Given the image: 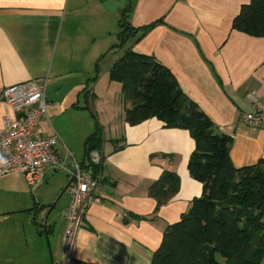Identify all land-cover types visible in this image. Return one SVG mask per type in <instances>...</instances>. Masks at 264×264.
Instances as JSON below:
<instances>
[{"label": "crops", "instance_id": "0c3cea01", "mask_svg": "<svg viewBox=\"0 0 264 264\" xmlns=\"http://www.w3.org/2000/svg\"><path fill=\"white\" fill-rule=\"evenodd\" d=\"M249 2L0 0V127L5 117H19L4 101L8 86L46 83L54 126L51 121V127L47 124L41 130L45 135L57 132L63 143L66 129L57 124L69 109L76 115L84 110L78 106H85L79 104L82 97L86 100L85 89L96 95L94 108L105 137L101 163L105 182L76 235L73 259L79 264H151L166 227L189 210L203 189L188 168L196 146L189 129L166 126L157 117L129 125L125 109L131 102L123 100L122 85L111 81L106 91L103 87L99 91L100 78L90 85L95 62L119 43L123 12L127 11V22L133 27L152 24L128 40L127 46L154 57L174 74L188 97L220 132L231 137V158L241 167L264 159V128L241 120L251 109L248 92H255L264 103V38L233 27ZM100 46L105 47L96 57ZM113 53L104 72L109 73L121 54ZM74 58L84 72L81 68L71 72ZM90 125L87 138L95 130L94 121ZM69 140L64 143L69 156L83 161L82 146ZM164 170L179 174V191L156 211L149 188ZM46 174L44 181L56 170L48 168ZM68 183L65 200L57 209L62 200L38 203L36 189L29 188L20 171L0 176V264H64L63 236L71 202ZM40 205L49 208L40 212ZM56 209L64 212L62 218L60 213L53 216ZM73 259L68 263L73 264Z\"/></svg>", "mask_w": 264, "mask_h": 264}, {"label": "trees", "instance_id": "16d2710c", "mask_svg": "<svg viewBox=\"0 0 264 264\" xmlns=\"http://www.w3.org/2000/svg\"><path fill=\"white\" fill-rule=\"evenodd\" d=\"M119 25V43L113 47L122 49V53L110 67L109 76L122 85L123 100L131 102L125 109L127 123L137 125L157 117L166 126L189 129L196 146L188 168L203 185L189 210L164 230L151 264H260L264 257V159L237 167L230 154L231 137L220 132L188 97L174 74L154 57L127 46L128 40L140 30H149L152 24L133 27L125 11ZM233 27L264 38V0L244 4ZM96 80L92 78L91 82ZM84 93L88 102L84 108L93 115L95 130L86 139L81 165L97 176L102 174V164L91 162L90 155L94 151L102 154L105 137L92 107L95 94L88 88ZM179 183V174L171 170H164L153 182L149 195L156 200V211L175 196ZM99 194L98 190V200Z\"/></svg>", "mask_w": 264, "mask_h": 264}, {"label": "built area", "instance_id": "2783aa9c", "mask_svg": "<svg viewBox=\"0 0 264 264\" xmlns=\"http://www.w3.org/2000/svg\"><path fill=\"white\" fill-rule=\"evenodd\" d=\"M251 109L241 120L252 127L264 128V103L255 92L246 95ZM4 101L18 114V118L5 117L0 127V176L20 171L30 188L46 177L48 168L65 170L69 177L68 190L71 202L67 213V225L63 236L64 264L75 256V239L87 208L97 202L98 190L103 175L93 176L88 168L74 159L72 165L61 162L55 151L62 141L57 132L45 135L39 129L43 116L49 117L46 83L27 81L8 86L3 90ZM94 164L103 162L102 154L94 151L90 155Z\"/></svg>", "mask_w": 264, "mask_h": 264}, {"label": "rangeland", "instance_id": "374dc122", "mask_svg": "<svg viewBox=\"0 0 264 264\" xmlns=\"http://www.w3.org/2000/svg\"><path fill=\"white\" fill-rule=\"evenodd\" d=\"M115 1L122 2V0H115ZM124 1H126V0H124ZM115 39H116V43H117L118 42L117 32H115ZM72 47H74V45ZM104 47L105 46H100L99 49H96L94 52V55H96V54L100 55L101 51L103 50ZM111 49H113L111 51V53L103 56V58H101V59L98 58V60L100 59L99 62H97L98 61L97 60L96 61L97 64H96V62L94 64L95 71H94V77L93 78H95V77H97V79L100 78V80H99V91L102 87H103L102 89H104L106 91L109 84L111 83L109 73L107 72L108 69L104 72V68L108 65L109 61L111 60L112 56L114 55L113 52L115 50H117L118 52L122 53V49H118V48L115 49L114 47H112ZM96 57H97V55H96ZM104 57H107V58L104 59ZM85 61H84V66H85ZM66 63H67V67H69L71 61H67ZM95 65H96V67H95ZM78 69H80V72L83 71L82 65L79 62H77L76 58H74L73 59V70H71V72L77 71ZM91 79H92V77H91ZM115 82H117V81H115ZM94 84L95 83L90 82L91 87H93ZM82 98H81V101H79V104L85 105V106H78L80 109H82V107H86L88 104V102L86 100H84V98L83 99ZM75 101H77V100H75ZM95 103H96V95H95L94 104ZM92 107L94 108V105H92ZM94 110H95V108H94ZM78 113H79V115L72 114L70 112V109H69L68 113H66L64 115V120L62 121V123L57 124V127L60 130L62 129V127L66 129V132L64 131V137L62 136V138L64 139V143H69L70 142L69 139H71V140L75 139L76 140L75 143L78 145V147L82 146L83 155H85V151H86L85 150V142L87 139L86 135H88L87 133H90L89 131L92 128L90 123H92V121H94V117L91 114L90 110L86 109V108H84L83 111L78 110ZM50 120L52 121V124L54 126V120L51 116H50ZM96 120H97V116H96ZM47 124L49 125V127H51L49 122L47 121V117L43 116L39 122V129L41 130L43 127H46ZM68 130L70 131V133H68ZM65 133H68V134L66 135ZM84 139H85V142L83 141ZM64 143L63 142L60 143V144H63L64 146L63 145L60 146L59 144L56 146V152L59 155L61 162L68 163L70 159L73 162L72 157L69 156V154H70L69 150L66 148V145ZM72 162H71V164H72ZM41 182L35 184L32 188L33 190L36 189L35 190L36 201L38 203L42 204V203H49L52 199H53L52 200L53 203H55L58 200H59V202H60V200H62L60 202V204L57 205V207H58L57 209H59L61 207V204H63V201L65 200L64 196L66 197V195H67L66 189H65V187L68 183L67 172L65 170H62V169H56V174L53 177H50L47 181H44V182L41 181ZM65 193H66V195H65ZM47 208H49V206L40 205L39 210H40V212L43 210L46 211L45 209H47ZM57 209L54 211L53 216H55L57 213H60L59 215L62 218V216L64 215V212L62 210H57ZM48 214H46V215H48ZM61 218H59V217L57 218L58 222L61 221ZM71 262L73 264L74 263L79 264L78 261L75 259H73Z\"/></svg>", "mask_w": 264, "mask_h": 264}, {"label": "water", "instance_id": "95a60500", "mask_svg": "<svg viewBox=\"0 0 264 264\" xmlns=\"http://www.w3.org/2000/svg\"><path fill=\"white\" fill-rule=\"evenodd\" d=\"M83 161H84V159H83Z\"/></svg>", "mask_w": 264, "mask_h": 264}]
</instances>
